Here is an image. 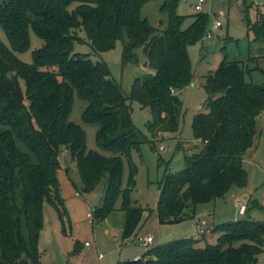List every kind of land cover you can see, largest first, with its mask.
Returning <instances> with one entry per match:
<instances>
[{"label": "trees", "instance_id": "1", "mask_svg": "<svg viewBox=\"0 0 264 264\" xmlns=\"http://www.w3.org/2000/svg\"><path fill=\"white\" fill-rule=\"evenodd\" d=\"M5 1L0 0V25L9 40L7 44L0 38V264L23 263L26 257L40 264L46 201L54 205L64 227L70 223L58 175L64 147L76 161L84 192L93 191L105 177L103 203L93 210L94 220L106 218L121 198L126 212L122 238L133 236L142 225L144 207L131 198L138 171L132 150L145 137L133 121L130 101L151 107L148 128L155 135L180 129L179 94L194 79L188 46L206 34L208 13L198 11L184 26L186 16L176 11L178 1L168 0L162 6L168 10V24L158 29L141 15L146 0ZM248 24L253 41L264 44V13L259 11ZM31 30L44 43L33 50V61L26 62L16 51L30 47ZM80 30L96 52L111 49L126 35L123 62H138L136 49L141 47L156 72L136 77L125 92L110 76L107 62L75 51V42L84 38ZM249 70L225 54L205 75L207 111L197 112L192 121L193 134L203 146L185 156L182 169L163 174L155 208L159 222L185 220L197 204L225 199L231 188L246 186L243 157L254 145L257 117L264 110V82L248 81ZM75 92L87 102L83 120L99 124L96 140L108 154L88 149L85 129L70 119ZM212 230L220 233L216 243L202 245L207 234L201 231L152 245L116 264H254L262 251L264 220L244 216ZM236 241L243 243L235 246ZM80 248L76 240L73 253Z\"/></svg>", "mask_w": 264, "mask_h": 264}, {"label": "rangeland", "instance_id": "2", "mask_svg": "<svg viewBox=\"0 0 264 264\" xmlns=\"http://www.w3.org/2000/svg\"><path fill=\"white\" fill-rule=\"evenodd\" d=\"M166 1L168 0H146L141 8V15L158 29H163L168 24V10L162 8ZM177 1L176 11L186 16L184 26H187L198 12L195 8L198 0ZM259 11L264 13V0L203 2L202 12L208 13L209 23L204 37L188 46L194 79L193 84L186 86L179 94L183 101L179 130L155 135L148 128L149 122L153 119L151 107H144L137 100L130 101L133 121L145 137L139 148L132 150V158L138 166V171L131 198L134 205L144 207L143 222L136 234L126 239L122 238L126 212L121 208V198L116 202V209L106 218L94 220L93 210L103 203L105 177L93 191L84 192L81 176L71 152L65 147L60 149L59 157L62 161V167L58 170L60 191L65 199L70 223L66 221L64 227L54 205L48 201L44 203L42 208L44 223L38 241L40 264H116L119 260L138 257L152 245L166 243L176 238L196 236L199 226L201 230L204 229L202 232L205 231L207 234L206 240L202 243L206 245L217 242L220 233L213 232L212 229L218 223L244 216L264 220V110L257 117L254 145L243 157L244 166L248 171L246 186L231 188L225 199L197 204L195 210H188V217L182 221L161 223L155 209L160 194L159 181L165 171L182 169L185 166V156L202 149V140L193 134L192 121L197 112L207 111L205 75L213 72L227 54L228 59L240 60L250 69L246 74L248 81L264 82V44L253 41L255 33L248 24V21L257 18ZM217 20L222 22L221 26H215ZM80 32L84 38L75 42V51L90 53L94 61L107 62L110 76L120 83L125 92L131 91L136 77L143 78L156 72L155 68L145 63V54L141 47L136 49L140 58L138 62H123L122 52L123 43L127 40L126 35L118 39L111 49L96 52L86 38V33L83 30ZM208 33H211V36H208ZM0 38L9 44L1 25ZM43 43L44 40L31 30L30 47L22 52L16 51V54L22 60L32 62L33 50ZM21 82L24 87V81ZM86 104L87 102L75 92L70 119L85 129L88 149L108 154L109 151L102 149L96 140L99 124L85 122L82 118ZM128 175L129 166L126 159L124 185L127 184ZM203 218L207 219L205 228L201 226L204 221L200 222V225L198 223ZM146 234L154 237L152 244H144L137 238ZM76 240L79 241L81 248L78 253H73ZM86 242L89 244H85ZM242 243L236 241L234 245L239 246ZM26 259V262L11 264H34L29 258ZM254 264H264V244L262 251L256 255Z\"/></svg>", "mask_w": 264, "mask_h": 264}, {"label": "built area", "instance_id": "3", "mask_svg": "<svg viewBox=\"0 0 264 264\" xmlns=\"http://www.w3.org/2000/svg\"><path fill=\"white\" fill-rule=\"evenodd\" d=\"M204 1L205 0H198L197 1L196 5H195V8H196L197 11H202L203 10V2ZM221 25H222V22L220 20H217L216 23H215V26H221ZM208 36H211V33H208ZM161 148H163V147L161 146ZM202 230L200 228L199 229V232H201ZM137 238L139 240H141L144 244H151L154 241V237L152 235H148V236H138ZM85 244H89V242H86Z\"/></svg>", "mask_w": 264, "mask_h": 264}, {"label": "crops", "instance_id": "4", "mask_svg": "<svg viewBox=\"0 0 264 264\" xmlns=\"http://www.w3.org/2000/svg\"><path fill=\"white\" fill-rule=\"evenodd\" d=\"M192 84H193V83H192ZM159 133H162V132H159ZM250 149H251V148H250ZM250 149H249V150H250ZM249 150H248V151H249ZM248 151H247V152H248ZM203 221H205V222H204L203 224H201V226H202L203 228H205V227H207V224H206V223H207V219H204V218H203V219H200V221H199L198 223H199V225H200V222H203ZM198 229H200V226L198 227ZM203 230H204V229H203ZM198 232H199V230H198ZM148 235H149V234H146V235H144V236H148ZM139 236H140V235H139ZM153 242H154V241H153ZM151 244H152V243H151ZM139 256H140V255H139ZM136 257H137V256H135L134 258H136Z\"/></svg>", "mask_w": 264, "mask_h": 264}, {"label": "water", "instance_id": "5", "mask_svg": "<svg viewBox=\"0 0 264 264\" xmlns=\"http://www.w3.org/2000/svg\"><path fill=\"white\" fill-rule=\"evenodd\" d=\"M4 2H6L5 0H4ZM146 64H147V60H146V62H145Z\"/></svg>", "mask_w": 264, "mask_h": 264}]
</instances>
